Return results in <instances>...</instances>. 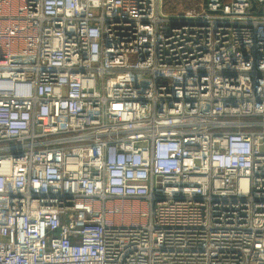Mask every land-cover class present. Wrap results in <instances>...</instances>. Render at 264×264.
I'll return each mask as SVG.
<instances>
[{"label":"built area","instance_id":"obj_1","mask_svg":"<svg viewBox=\"0 0 264 264\" xmlns=\"http://www.w3.org/2000/svg\"><path fill=\"white\" fill-rule=\"evenodd\" d=\"M201 2L0 0V264H264V0Z\"/></svg>","mask_w":264,"mask_h":264},{"label":"rangeland","instance_id":"obj_2","mask_svg":"<svg viewBox=\"0 0 264 264\" xmlns=\"http://www.w3.org/2000/svg\"><path fill=\"white\" fill-rule=\"evenodd\" d=\"M201 0H163L165 14H175L181 10H197L201 6Z\"/></svg>","mask_w":264,"mask_h":264},{"label":"water","instance_id":"obj_3","mask_svg":"<svg viewBox=\"0 0 264 264\" xmlns=\"http://www.w3.org/2000/svg\"><path fill=\"white\" fill-rule=\"evenodd\" d=\"M252 4H253V9H254V7H255V2H252Z\"/></svg>","mask_w":264,"mask_h":264}]
</instances>
